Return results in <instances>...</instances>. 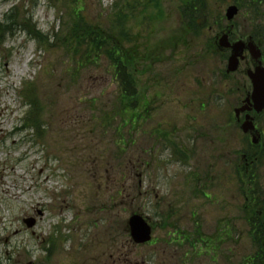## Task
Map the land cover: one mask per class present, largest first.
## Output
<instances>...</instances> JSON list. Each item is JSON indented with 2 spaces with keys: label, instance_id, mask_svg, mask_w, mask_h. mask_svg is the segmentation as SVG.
Masks as SVG:
<instances>
[{
  "label": "rangeland",
  "instance_id": "rangeland-1",
  "mask_svg": "<svg viewBox=\"0 0 264 264\" xmlns=\"http://www.w3.org/2000/svg\"><path fill=\"white\" fill-rule=\"evenodd\" d=\"M116 1L0 0V264H181L190 257L196 264H245L257 251L243 193L250 187L232 167L247 147L234 118L249 86L247 63L226 76L213 40L231 24L234 38L247 39L251 22H264V5H243L228 22L235 0H202L197 10L205 8L207 22L196 34L180 0H160L161 12L144 7L146 0H122V10L137 8L127 27L143 47L137 78L147 104L135 125L120 126L109 61L85 63L67 46L79 23L74 10L101 29ZM28 91L38 97L41 127H24ZM131 134L137 144L122 153L120 142ZM131 157L138 162L122 168ZM122 172L129 178L124 196L117 195ZM134 213L154 227L153 243L130 237ZM29 217L36 220L31 228ZM232 218L236 228L227 226ZM199 220L209 237L237 230L216 257L203 243L185 245L188 238L168 242L171 234L193 235Z\"/></svg>",
  "mask_w": 264,
  "mask_h": 264
},
{
  "label": "trees",
  "instance_id": "trees-1",
  "mask_svg": "<svg viewBox=\"0 0 264 264\" xmlns=\"http://www.w3.org/2000/svg\"><path fill=\"white\" fill-rule=\"evenodd\" d=\"M146 1L147 2L143 5L144 7L152 4L153 7L161 12L160 0ZM180 1V10L182 16L185 18V22L188 24L190 29L194 30V33L198 34L199 30L202 27L198 24L197 4L199 2V4L201 5L202 0ZM115 7H117V11L113 13V16H111L105 22V28L100 27L102 30L95 28L90 24L87 18L88 16L86 17L85 14L82 13V9L78 8L74 10V14L75 16H77V21H79V23L74 27L73 33L71 34V38L68 40L67 46L69 49L73 50L74 54L79 55L80 59H82V61L85 63H97L103 56L109 61L111 76L117 85L115 102H117L118 105L120 103L119 106L122 112L121 118L123 117V123L121 120L120 126H122V124L123 126H132L133 124L135 125L139 120V117L141 115V107L147 104L146 98L141 96V89L138 88L139 82L137 78V68L141 61L144 60L143 56L140 55V50L143 47L140 46L135 39L138 38V34L131 35V32L133 33L135 28L127 27V23L131 22V15H133L137 11V8L135 6H131L125 7L122 10V0H117L115 3ZM126 9L128 10V12H126ZM3 24L7 23L4 22ZM105 30H109V32H105ZM36 32L39 36V39L44 44L49 45L50 37L47 36V38L46 35L40 30ZM75 37L77 44L73 46V39ZM151 50L152 49H149V52ZM138 61L139 63H137ZM26 98L28 99V101L26 102L28 109L26 111V118L24 120V127H41L40 123L43 117V113L40 110L41 106L38 103L37 95L33 93V91H28ZM94 100H96V98H94ZM108 119L111 120V117ZM119 129L120 128L118 126L116 129V133L119 131ZM157 132L159 133V135L164 133L161 130H158ZM164 137L167 139L168 135L164 133ZM137 140L138 139H135V135L131 134L129 136V139H127L125 143L123 140L120 142V144H124V147H122V145L120 146V151H125L122 153L129 154L131 151V148L129 149L130 145L137 144ZM133 156H136V154ZM136 162L138 161H134L131 157L130 159L128 158L125 161H122L121 166L122 168H126L133 163L135 164ZM128 180L129 178L127 179L126 175L122 172V191H117V195H125L127 189L126 184ZM261 240L264 241L263 238H259V241ZM252 255L253 257L251 256L248 262H246L245 264H264L263 246H261V250L254 252Z\"/></svg>",
  "mask_w": 264,
  "mask_h": 264
},
{
  "label": "flooded vegetation",
  "instance_id": "flooded-vegetation-1",
  "mask_svg": "<svg viewBox=\"0 0 264 264\" xmlns=\"http://www.w3.org/2000/svg\"><path fill=\"white\" fill-rule=\"evenodd\" d=\"M235 1L236 2H233L232 4H237L239 8L240 7L242 8L243 5H247L248 7L254 6L252 4H254L256 0H235ZM239 1L241 3H239ZM259 1L264 5V0H259ZM258 13H260V11H258ZM251 23H253L252 33L247 39L234 38L233 24H231L230 28L228 29V33L230 34V37H232L233 41L244 40L246 42H254L256 44H260L263 51L262 64L264 66V31H263L264 22L252 21ZM226 51L230 54L231 49H225L223 52ZM243 63H247V66L245 68V74L247 75V77H248V71L254 70L258 65V63L250 56V53L247 49L245 51L244 58L241 60L239 70ZM239 70L237 72H239ZM252 88L253 86L251 80L249 79V86L247 87V91L243 96L244 98L242 99V102L250 94ZM248 113L253 118V124H254V129L247 134L248 139L250 140L249 142L250 147L246 151L236 152L237 154L235 155L237 157L233 164L232 170H233V177H235L236 179L238 178L237 170L239 166L242 167L244 165V168L246 170V176H247L246 178L250 189L248 191L249 197L245 199L247 200L248 203L247 208L248 211L250 212V221L251 220L253 221L252 226H250L249 232H250V237L253 240V244L258 250L259 247L256 244L257 240L256 239L254 240V238L255 236L264 238V109L260 112L256 111L255 109H252L249 112H245L244 114H241L240 116L241 118L239 119L238 122L241 123ZM253 140L255 141V143L253 142ZM255 220L256 221L262 220V224H256ZM227 226L236 228L235 219L232 218L231 224L230 225L227 224ZM259 228H262V230H259ZM189 232H187L186 234L189 235L190 234ZM209 232L211 231H208L206 229L205 222L199 220V222H196L194 224V230L193 232H191L193 234L190 235L193 237V240H191V242L200 243L201 245L203 243L204 247H208L211 248L212 250H215L216 252L213 254L216 257L218 246L227 244L231 241V239H234L237 230L232 228L231 230H228L227 228L225 229L222 228L220 232L215 233V237H209L208 235ZM182 234L185 235L184 232ZM171 237L172 236L169 237L168 242H171L173 244L175 243L183 244L184 240H175L172 239ZM195 256L201 257V253H198ZM190 258H187V261H184L181 264H196L194 261H188L190 260ZM197 264H204V263L198 262Z\"/></svg>",
  "mask_w": 264,
  "mask_h": 264
},
{
  "label": "water",
  "instance_id": "water-1",
  "mask_svg": "<svg viewBox=\"0 0 264 264\" xmlns=\"http://www.w3.org/2000/svg\"><path fill=\"white\" fill-rule=\"evenodd\" d=\"M237 13H238V8L236 6H231L227 10V18L229 20H232ZM247 46L249 47L253 58L259 61L262 53L253 42H250L248 45H246V43L243 41H238L235 42L234 44H231L227 34L223 35L220 38L219 40L220 49L224 47L225 48L232 47V54L229 57V61H228L229 72H235L238 69L240 58L243 56L244 50ZM249 76L252 79V83L254 87L252 93V100L254 102V106L256 110L261 111L264 108V68L261 66V63L259 64V66L256 67L255 71L253 72L249 71ZM246 102L249 103L250 98H247ZM249 109L250 108L247 105H245L240 109H236V114H239L241 111H245ZM251 128H252V123L250 121V117L247 116V119L243 124V130L247 132ZM40 214H42V212H40ZM25 222L29 228L35 226L36 224V220L33 217L27 218ZM129 230L133 241L137 244L147 243L150 242L152 239L151 225L143 216L139 214H134L130 217Z\"/></svg>",
  "mask_w": 264,
  "mask_h": 264
}]
</instances>
